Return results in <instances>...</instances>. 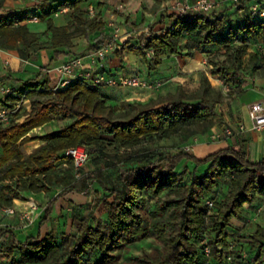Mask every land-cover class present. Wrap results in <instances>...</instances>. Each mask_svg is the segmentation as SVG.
I'll list each match as a JSON object with an SVG mask.
<instances>
[{
    "label": "trees",
    "instance_id": "16d2710c",
    "mask_svg": "<svg viewBox=\"0 0 264 264\" xmlns=\"http://www.w3.org/2000/svg\"><path fill=\"white\" fill-rule=\"evenodd\" d=\"M86 0H64L52 7L50 0L40 6L41 18L47 20L53 14L67 8L74 9L72 21L64 27L48 22L53 32L56 55H70L72 39L84 36L90 42L89 50L98 51L111 40V29L99 16L81 9ZM248 0L233 4L236 12L249 10V15L235 25L232 20L199 13L173 14V24L161 34L152 33L149 38L140 36V42L131 40L121 44L124 51L136 52L147 57L154 52L156 64L161 56L180 54V39L197 37L200 52L207 53L210 45L226 46L228 63H216L210 52L212 73L224 79L227 85H242L246 79L244 58L248 47L264 40V17L251 10ZM262 3V0L250 2ZM4 0H0V8ZM231 15H229V18ZM27 15L14 14L0 17V33L7 35L8 44L22 42L29 48L38 40L27 25ZM37 19V18H36ZM16 24H19L18 26ZM213 55V56H211ZM253 73L264 74V59L253 53ZM8 79H1L0 84ZM204 80V85H208ZM210 85V84H209ZM210 87V86H209ZM102 87L93 86L78 78L62 89L29 80L20 90L7 95L0 107L11 109L8 124L0 126V211L10 208L15 200L27 201L32 193H45L49 197L44 206L41 225L51 224L45 234L19 239L15 229L0 227V255L9 264H117L124 250L146 240H156L162 245L157 257L147 256L142 264H203L205 249L210 248L214 264H264V226L251 236L253 256L248 260L239 252H227L233 219L243 218L246 204H255L264 196V158L252 162L245 146L229 147L203 159L183 149L173 155L163 152L153 143L179 137L186 144L197 135H206L216 124L219 116L217 101L207 98L209 89L202 97L189 98L183 90L170 96L166 102L153 101L143 105L123 103L125 118H118L119 106L109 105ZM32 102L31 111L25 103ZM23 102L22 109L15 111ZM23 110V111H22ZM24 117L23 120H21ZM70 120L61 129L42 136L30 137V133L53 120ZM32 141L43 145L30 155L23 146ZM145 143H148L146 146ZM149 143H152V145ZM89 148L91 158L104 159L110 147L116 154L126 151L127 167L117 172L118 186L102 184L104 195L94 191L91 184L83 193L94 197L93 212L87 217H76L73 226L77 235L61 233L53 226V208L60 199L76 191L72 178L76 177L73 159L65 151L73 146ZM89 159V160H90ZM88 160V161H89ZM189 165L180 169L183 161ZM202 166L206 169L200 170ZM77 178V177H76ZM189 180L187 181V179ZM229 181L228 194L216 201L215 190ZM57 191V193H55ZM167 193L165 197L162 194ZM149 196L158 198L151 206ZM214 201V207L207 200ZM105 206L107 221L102 223L96 211Z\"/></svg>",
    "mask_w": 264,
    "mask_h": 264
},
{
    "label": "crops",
    "instance_id": "0c3cea01",
    "mask_svg": "<svg viewBox=\"0 0 264 264\" xmlns=\"http://www.w3.org/2000/svg\"><path fill=\"white\" fill-rule=\"evenodd\" d=\"M44 1L4 0L3 7L0 8V17H9L14 14L27 15L28 19L21 22L20 25H27L29 30L38 36L37 42L29 48H25L22 42L12 47L8 44L7 35L0 33V80L8 79L0 84V101L7 98V95L2 92V87L20 90L24 82L29 80L40 83L48 81L50 86L55 87L58 82L56 69L73 57H83L88 71L104 73L118 81L138 75L152 84L151 87L145 89L103 86L102 93L109 105L121 106L127 102L147 105L153 101L163 102L170 96L178 94L180 89L189 98H192L191 94L204 95L210 88L208 92H217L221 97L217 100L219 116L211 131L204 135V140L199 147L194 148L193 154L203 159L222 149L229 147L240 149L245 146L252 162H258L264 158V130H252L250 119L251 105L256 102L264 104V74L251 73L242 85L228 86L230 91H226L223 86L224 79L212 73V65L209 62L210 52H213V55L220 54L227 50L226 46L215 47L212 44L207 48V53L200 52L197 46V37L184 36L179 42L180 54L166 53L160 57L159 64L155 63L154 56L144 57L129 51H124L122 55L118 54L122 43L131 40V45H135L140 42L141 35L149 38L152 33L161 34L169 28L174 22L171 15L178 14L177 10L171 6L175 0H86L81 5V9L91 15L89 18L99 16L108 28V22L117 23L122 27L124 33V38L120 40L118 49L110 50L104 60L98 58L95 62L91 57L94 51L89 50L90 42L84 36L72 39L73 46L70 49V55H56L57 50L68 51V49L65 47L55 48L53 32L48 31V22L51 21L55 27L67 26L72 21L74 9L67 7L53 14L47 20H43L40 6ZM62 1L64 0H50L48 4L55 7ZM186 1L194 4L197 0ZM214 1L216 8L212 15H222V18L231 19L233 25L240 21V18H245L250 14L249 10L236 12L233 4L229 1ZM247 3L253 5L256 2L248 0ZM120 4H124L123 10H118ZM93 8L95 12L91 14L90 10ZM229 15H231L230 18ZM36 18L37 20H35ZM250 47L254 48L255 45L251 44ZM204 80L209 81L208 85H204ZM158 83H160L159 87L156 86ZM250 94L253 97L248 98L246 95ZM31 105L32 102L28 100L24 110L31 111ZM23 119L24 117L21 120ZM57 122H59L58 119L33 130L30 137L57 131L67 125L70 120H61L59 128ZM240 123L246 125L245 131L239 130ZM1 125L5 124L0 121ZM228 127L234 129V136L227 137L225 135V129ZM42 145L43 142L32 141L25 144L23 150L26 155H30ZM2 153L0 143V156ZM29 197L27 201L15 200L12 206L17 211L15 215L6 214L5 209L0 211V227H13L22 241L29 236H38L40 233L45 235L51 226L50 223L41 225L44 206L49 201V197L45 193H32ZM30 203L35 204L37 209L32 214V220L28 221L23 219L20 214L31 211ZM255 204L244 206L242 219L245 218V208ZM55 216L54 212L53 220Z\"/></svg>",
    "mask_w": 264,
    "mask_h": 264
},
{
    "label": "rangeland",
    "instance_id": "374dc122",
    "mask_svg": "<svg viewBox=\"0 0 264 264\" xmlns=\"http://www.w3.org/2000/svg\"><path fill=\"white\" fill-rule=\"evenodd\" d=\"M117 25L122 29L119 24ZM123 38L124 33L122 30L119 39L121 40ZM254 45V48L250 46L248 47V55H246L244 58V70L246 71V79L249 77L248 75L253 73L252 66L255 60H252L251 55L253 53H256L258 57L260 56L264 59V40H258ZM250 48L254 49L256 52H253L254 50L252 49L250 51ZM229 52L225 50L224 52L219 54L217 59L214 58L216 63H228L230 61ZM223 86L225 87L224 89H226L225 84H223ZM226 91H230V87H228V90ZM190 96L192 98H198L203 95L193 93ZM246 96L248 98L253 97L251 94ZM207 98L217 101L221 97L217 92H209ZM166 101H168V99L163 102ZM121 107L122 105L118 107L119 111L117 117L120 119H124L126 116L124 115V109H121ZM61 123V120L57 122L58 128L60 127ZM202 140H204V135H197L186 144H182L179 143L181 142V139L179 137H176L175 139L170 138L167 140H161L157 143L155 142L153 143V145L156 146L155 148H158L161 151L167 152L171 155L182 151L186 146H191L190 152L194 153V148L199 147ZM147 144L148 143H145L144 145L146 146ZM150 144L152 145V143H149V145ZM126 153V151L122 150L119 154H116L114 149L110 147L108 150L107 158H91L82 169L83 176L79 179L76 177L72 178V185L76 188V191L60 199L53 208V215L54 212L56 215L53 220V226H55L57 231L61 233L63 232L67 234L77 235L78 231L73 226V220L76 217H87L93 212V203L95 197L94 195L88 197L87 195H85V193H83V189L88 184H91L94 194L95 191H99L98 194L102 196L105 192L101 186V181L107 187L118 186L119 182L117 179V172L127 167L125 163V159L127 156ZM187 165L194 167V164L192 162L185 160L180 164V169H184V167ZM206 168L207 166H202L200 170H204ZM188 180L189 178L187 179V181ZM229 183V181L224 182L215 190L213 198L216 201H221V199L228 194L230 188ZM55 193H57V191ZM166 195L167 193L162 194L163 197H165ZM149 200L151 202V206L154 207L156 202L158 201V198H152L151 196H149ZM244 211L245 218L242 220H237L235 218L233 225H231V228H229L228 230L229 241L227 252L229 253V255L234 252H239L243 255V257H246V259L249 260L254 254L252 253L250 245L251 236L258 230L260 226H264V196L259 198L255 205L245 208ZM96 215L98 219L102 221V223H105L107 221L108 211L104 205L96 211ZM161 252L162 245L158 241L146 240L142 243L137 244L135 247H129L124 250V255L121 256V260H119L117 264H142V260L147 256L157 257ZM0 264L9 263L3 262L0 255Z\"/></svg>",
    "mask_w": 264,
    "mask_h": 264
},
{
    "label": "built area",
    "instance_id": "2783aa9c",
    "mask_svg": "<svg viewBox=\"0 0 264 264\" xmlns=\"http://www.w3.org/2000/svg\"><path fill=\"white\" fill-rule=\"evenodd\" d=\"M229 1L232 4L240 3L244 0H226ZM173 9L177 10L178 14H189V13H199L204 15H212L215 8L216 3L214 0H197L194 4H191L187 1L183 0H175L174 3L171 5ZM124 4L118 5V10H123ZM251 10L253 13H258L260 16L264 17V0H262V3H255L251 6ZM95 12V9H91L90 13L93 14ZM37 20V19H35ZM108 26L111 29V40L106 43V45L101 48L98 51H94L91 55L92 61L95 62L100 58L101 60H104L107 56V53L110 50L118 49V45L120 44L119 37L121 36L122 29L114 22H108ZM147 55L154 56L153 51H148ZM57 77L58 82L55 86L56 89H62L70 85L72 82H74L78 78H83L90 82L93 86H123V87H132V88H140L145 89L152 86L151 83H149L147 80H144L142 77L138 75L130 76L127 78H124L121 81H118L117 79L108 76L104 73H96L94 71H88L86 70L85 64H84V58L83 57H73L72 59L68 60L61 66H59L57 69ZM226 86V90H228V86L225 82L223 83ZM157 87L160 86V83L156 85ZM2 92L6 95H10L14 93V89L11 87H2ZM23 102L19 103L16 106L15 111L22 109ZM23 111V110H22ZM13 113V110L1 108L0 109V121L4 124H8L10 121V116ZM250 119L252 121V130L254 131H263L264 130V104L261 102H256L251 105L250 107ZM246 125L244 123H240L239 130L245 131ZM225 135L227 137H232L235 134V131L232 127H228L225 129ZM186 151H191V146L185 147ZM91 150L87 148L84 145H77L68 148L65 151L66 157H69L73 159L75 170H76V177L79 179L83 176L82 169L85 166V164L88 162L91 156ZM32 206L31 211L27 213H22L21 217L23 219H26L28 221L32 220V214L34 213V210L37 209L35 204L30 203ZM207 205L210 208L214 207V201L208 199ZM6 214L8 215H15L17 214L16 209L10 207L5 209ZM228 260L231 261L232 257L229 255ZM203 264H214V261L212 259L211 251L209 247H206L205 249V260Z\"/></svg>",
    "mask_w": 264,
    "mask_h": 264
}]
</instances>
